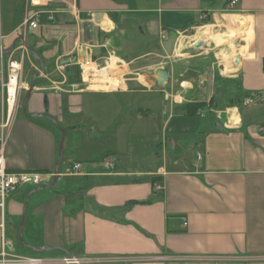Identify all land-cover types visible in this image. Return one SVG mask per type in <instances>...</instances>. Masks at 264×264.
I'll return each mask as SVG.
<instances>
[{
	"label": "crops",
	"instance_id": "0c3cea01",
	"mask_svg": "<svg viewBox=\"0 0 264 264\" xmlns=\"http://www.w3.org/2000/svg\"><path fill=\"white\" fill-rule=\"evenodd\" d=\"M230 1L0 0L4 58L22 63L5 165L43 179L8 197L0 251L6 215L11 222L25 213V243L42 256L21 257L43 264L66 257L102 264H264V0ZM37 13L39 26L32 29L28 20ZM84 57L98 69L151 62L141 70L154 68L152 89L147 79H122L113 91L84 89L74 83ZM72 59L75 64H59ZM168 60L181 69L179 77L189 74L175 89L174 68L160 66ZM158 70L168 72L171 89L156 86ZM31 85L27 115L19 118ZM152 90L162 99L133 114L132 104L129 114L151 125L142 148L152 155L143 166L122 165L115 148L96 155L94 146L85 147L79 159L67 157L79 171L66 175L70 167L62 172L60 165L53 186L58 141L52 124L99 139L108 133L101 119H111L135 91ZM188 104H203V115H189ZM2 110L0 95V119ZM74 119L80 124H67Z\"/></svg>",
	"mask_w": 264,
	"mask_h": 264
},
{
	"label": "rangeland",
	"instance_id": "374dc122",
	"mask_svg": "<svg viewBox=\"0 0 264 264\" xmlns=\"http://www.w3.org/2000/svg\"><path fill=\"white\" fill-rule=\"evenodd\" d=\"M171 61L172 60L166 61V63L168 64L161 63L160 66L174 68V71L172 73V85L174 86L172 87V89H175L176 86L177 87L179 86L178 81L183 80L184 77L189 74H185V75L183 74L184 75L183 77H179V74H181V69L176 68L175 67L176 65L171 63ZM149 63L151 62L135 64L133 66H129L128 69L124 65H122L120 69L112 65L113 72L106 77L107 78L106 80L108 81L115 80L119 82L118 87H121L122 82H123L122 79L124 80L125 79H140L141 82H143V79H147L149 82L148 86L152 89L151 86L153 82L154 68H151L146 71L141 70L142 66H146ZM99 66L102 69V67H104L105 65L100 64ZM154 67H156V65ZM165 85H166L165 87H168V88L170 87L169 89H171L170 82H168V84H165ZM81 87L84 89L86 88L88 89V84L84 86L83 81H82ZM105 91H108V90H105ZM144 93L145 94H139L138 92L135 91L133 94L127 96L128 102L124 104L121 103V105L115 107V110L111 114L115 118L112 116L111 119L107 121L104 119H101L102 130L105 129L108 133L107 134L102 133L99 139H95L94 137H91V135L85 136L83 133H80L79 131L76 133H71L70 131L66 130L64 125L52 124L51 127L54 129L53 131L58 141V149H59L60 143L63 142V148H62L63 161L61 164V171L64 172L65 168L70 167L67 157L79 159V157L81 156V152L85 147L89 148L93 146L95 147L94 149H95L96 155L99 154V150H101L102 152H106L110 148H115L116 150H118L117 159L122 163V165L125 164V165H128L129 167L143 166L144 165L143 161L146 160V158H148V155H152V152L150 154V152L148 153L142 148V146L146 144V141L150 139L148 132L150 130L151 125H150V122L144 118L143 120H139L135 117L129 119V114L131 112V105L134 104L133 106H135V110H132V114H133L134 112L137 111L139 107H141L142 110H145L147 103L153 104L154 101L156 100L158 101L159 99H162V94L160 92H155L152 90V91H149V92L147 91ZM203 109L204 108L199 109L198 111L203 110ZM22 114H23V111L21 110H19L17 113L19 118L21 117ZM41 122L48 123V121H45V120H41ZM67 122H68L67 124H74V125L80 124L79 119H74V120L67 121ZM112 132H113V135L111 136L110 133ZM128 147H130L131 149H128ZM96 155H93V156H96ZM150 159H153V157L151 156ZM97 160H99V157H97ZM6 218H7L6 219V237H5L6 253L10 255H16V256L41 257L42 255H38V254L31 252V250L27 247L25 243V239L22 233L23 225H24L22 224V217L17 220L11 217L12 218L11 222L13 220V223L9 221L10 220L9 215H6Z\"/></svg>",
	"mask_w": 264,
	"mask_h": 264
},
{
	"label": "built area",
	"instance_id": "2783aa9c",
	"mask_svg": "<svg viewBox=\"0 0 264 264\" xmlns=\"http://www.w3.org/2000/svg\"><path fill=\"white\" fill-rule=\"evenodd\" d=\"M237 0L230 1V6H234ZM41 14H34L28 20V25L32 29L39 26ZM52 20V17H47ZM2 39L0 35V95L3 97V105L5 111H1L0 119V217L3 222L6 212V202L8 197L22 186L39 187L43 183V179L39 174L31 172H11L5 165V144L7 133L10 128L12 117L18 106L19 92L21 90L20 77L22 73V63L17 60H5L2 50ZM90 62L89 58L84 57L78 63L80 76L83 84L87 85L83 79V65ZM3 108V107H2ZM203 110L197 112L198 116L203 115ZM264 132V128L259 129ZM80 165L72 164L70 169L66 171V175H72L78 172ZM44 261L36 258H27L6 253L4 247L0 251V264H43ZM62 264H102L101 260H85L73 257H66L61 260Z\"/></svg>",
	"mask_w": 264,
	"mask_h": 264
},
{
	"label": "bare ground",
	"instance_id": "6f19581e",
	"mask_svg": "<svg viewBox=\"0 0 264 264\" xmlns=\"http://www.w3.org/2000/svg\"><path fill=\"white\" fill-rule=\"evenodd\" d=\"M204 41V40H203ZM113 64H107L105 68L98 69L95 64L88 62L83 65V79L88 84V89L92 91H113L119 82L106 80L107 76L113 72Z\"/></svg>",
	"mask_w": 264,
	"mask_h": 264
},
{
	"label": "water",
	"instance_id": "95a60500",
	"mask_svg": "<svg viewBox=\"0 0 264 264\" xmlns=\"http://www.w3.org/2000/svg\"><path fill=\"white\" fill-rule=\"evenodd\" d=\"M35 60L39 62V59L37 57H35ZM69 63L71 64H75L76 63V59H72L71 61H60V65H68ZM41 68L43 69V64L42 62H39ZM155 80H156V86L157 87H161L163 86L167 81H168V72L166 70H158L155 72L154 74ZM33 89V85H31L29 87V90L25 96V98L22 101V111L24 115L26 114V104L28 102V99L30 97V93L31 90ZM39 115H36V117H38ZM46 117V116H45ZM62 148H63V142L60 143L59 145V151H58V159H57V163L55 165V169H54V183L53 186L56 185L57 180H58V175H59V168L61 165V161H62ZM24 220H25V213L23 214V218H22V224H24Z\"/></svg>",
	"mask_w": 264,
	"mask_h": 264
},
{
	"label": "trees",
	"instance_id": "16d2710c",
	"mask_svg": "<svg viewBox=\"0 0 264 264\" xmlns=\"http://www.w3.org/2000/svg\"><path fill=\"white\" fill-rule=\"evenodd\" d=\"M74 77H75L74 78L75 84H81L82 83V79H81L78 67L74 68ZM185 108H186L187 113L189 115L195 116L199 109L204 108V105L203 104H188L185 106Z\"/></svg>",
	"mask_w": 264,
	"mask_h": 264
}]
</instances>
